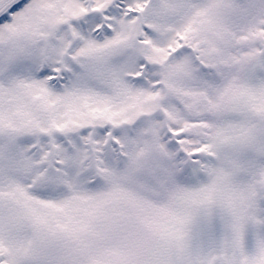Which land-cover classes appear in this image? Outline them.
I'll return each instance as SVG.
<instances>
[{
  "label": "snow or ice",
  "instance_id": "obj_1",
  "mask_svg": "<svg viewBox=\"0 0 264 264\" xmlns=\"http://www.w3.org/2000/svg\"><path fill=\"white\" fill-rule=\"evenodd\" d=\"M0 264H264V0H0Z\"/></svg>",
  "mask_w": 264,
  "mask_h": 264
}]
</instances>
